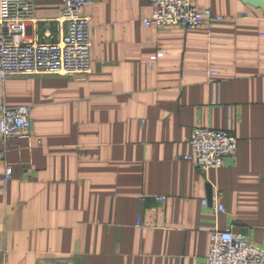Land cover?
I'll return each mask as SVG.
<instances>
[{
	"label": "crops",
	"instance_id": "0c3cea01",
	"mask_svg": "<svg viewBox=\"0 0 264 264\" xmlns=\"http://www.w3.org/2000/svg\"><path fill=\"white\" fill-rule=\"evenodd\" d=\"M189 2L222 21L147 27L149 0H97L89 75L0 84V108H31L0 161V264H205L214 227L264 248V0ZM194 128L230 132L234 160L181 159Z\"/></svg>",
	"mask_w": 264,
	"mask_h": 264
},
{
	"label": "built area",
	"instance_id": "2783aa9c",
	"mask_svg": "<svg viewBox=\"0 0 264 264\" xmlns=\"http://www.w3.org/2000/svg\"><path fill=\"white\" fill-rule=\"evenodd\" d=\"M152 14L143 20L147 27H178L194 30L204 22H220L223 18L209 10H198L189 0H149ZM39 2H58L53 19L36 17ZM97 0H0V84L9 76L53 74L58 76L89 75L90 23L83 11ZM248 19L249 15L240 16ZM153 57L154 60L156 57ZM31 108H0V161H4L10 143L30 134ZM190 152L181 159L205 175L220 168L225 161H233L237 153V140L228 131L194 128L188 141ZM11 180V166L5 164L2 178ZM211 186L207 184V189ZM209 195V196H210ZM145 198H143L144 200ZM164 202L165 197H154ZM202 207L208 206L202 200ZM223 213V206H216ZM137 221V226L139 225ZM43 264H75L72 258H56ZM205 264H264V248L226 229L214 227L208 231V252Z\"/></svg>",
	"mask_w": 264,
	"mask_h": 264
},
{
	"label": "water",
	"instance_id": "95a60500",
	"mask_svg": "<svg viewBox=\"0 0 264 264\" xmlns=\"http://www.w3.org/2000/svg\"><path fill=\"white\" fill-rule=\"evenodd\" d=\"M207 190H208V194L210 195V189L208 188Z\"/></svg>",
	"mask_w": 264,
	"mask_h": 264
}]
</instances>
